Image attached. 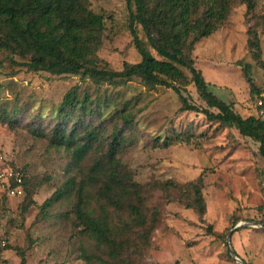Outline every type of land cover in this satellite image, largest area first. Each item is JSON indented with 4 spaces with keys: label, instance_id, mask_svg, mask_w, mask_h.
I'll return each instance as SVG.
<instances>
[{
    "label": "rangeland",
    "instance_id": "rangeland-1",
    "mask_svg": "<svg viewBox=\"0 0 264 264\" xmlns=\"http://www.w3.org/2000/svg\"><path fill=\"white\" fill-rule=\"evenodd\" d=\"M248 2L233 0L226 20L190 51L210 88L245 117L263 115L259 99L264 92V0ZM86 3L105 20L95 54L101 63L122 69L125 62L139 61L127 0ZM254 34L260 59L249 42ZM21 61L12 51L0 50V172L19 168L26 178L24 194L15 196L0 181V264H21L20 251L27 264H90L85 252L110 258L89 236L78 206L94 208L119 230L123 247L117 264H264L260 141L235 125L181 110L172 87L149 88L139 76L96 85L80 74L31 71ZM247 64L260 93H251L243 69ZM76 84L87 109L65 116L59 106ZM184 93L207 106L193 83ZM60 123L75 127L81 144L88 143V131L95 135L82 159L75 158L73 146L52 143ZM195 186L201 188L203 214L187 205L195 201ZM133 189L141 193L139 200L136 195L119 199ZM129 199L146 216L143 225L133 221ZM230 233L240 259L228 248Z\"/></svg>",
    "mask_w": 264,
    "mask_h": 264
},
{
    "label": "trees",
    "instance_id": "trees-1",
    "mask_svg": "<svg viewBox=\"0 0 264 264\" xmlns=\"http://www.w3.org/2000/svg\"><path fill=\"white\" fill-rule=\"evenodd\" d=\"M232 1L127 0L131 6L129 27L141 59L125 62L122 69H113L107 63L102 64V60L95 56L105 20L103 15L88 7L86 0H0V50L7 49L19 55L21 63L28 70L47 71L56 75L80 74L96 85L105 82L122 84L139 76L149 88L159 85L172 87L179 95L181 110L198 111L211 120L235 125L243 135L260 141V152L264 156V114L245 117L239 113L232 102L210 88L212 83L195 65L190 54L196 41L212 34L226 20ZM248 3L252 6L254 2L249 0ZM139 26L146 38L140 35ZM249 42L257 49L256 57L260 59L258 35L254 34ZM261 65L264 67L263 61ZM243 69L251 93H260L251 75V64L245 65ZM186 71L191 73V77ZM191 83L196 86L207 106H200L185 95L184 90ZM86 102L87 99L79 97V84H76L65 93L59 112L67 116L78 108L86 110ZM87 135L88 143L81 144L76 128H68L65 123H60L54 130L52 143L56 146H73L75 158L80 160L89 150L90 139L95 137L91 130ZM115 153L112 145L109 152L112 166ZM25 183L24 173V192ZM191 186L194 190V183ZM195 193V201L187 205L197 207L203 214L206 206L201 188L195 186ZM131 195H136L138 200L141 198V193L133 189L119 199ZM54 197H49L45 203H51ZM127 202L134 214L133 221L143 225L146 216L140 206L130 199ZM76 212L89 236L107 249L104 252L112 260L99 253L88 252L84 253V258L90 264H117L114 259L119 257L123 247V240L118 236L119 230H112L108 217L95 215L94 208L85 210L78 206ZM20 255L21 264H27L24 252L20 251Z\"/></svg>",
    "mask_w": 264,
    "mask_h": 264
},
{
    "label": "built area",
    "instance_id": "built-area-1",
    "mask_svg": "<svg viewBox=\"0 0 264 264\" xmlns=\"http://www.w3.org/2000/svg\"><path fill=\"white\" fill-rule=\"evenodd\" d=\"M261 106L260 112L264 114V92L261 94L259 99ZM0 181L2 185L7 188V191L11 195H22L24 194V173L19 168L6 167L0 172Z\"/></svg>",
    "mask_w": 264,
    "mask_h": 264
},
{
    "label": "water",
    "instance_id": "water-1",
    "mask_svg": "<svg viewBox=\"0 0 264 264\" xmlns=\"http://www.w3.org/2000/svg\"><path fill=\"white\" fill-rule=\"evenodd\" d=\"M227 242H228V248L230 250V252L238 259H240L238 257V255L236 254L235 250L232 248V245H231V233L228 235V239H227Z\"/></svg>",
    "mask_w": 264,
    "mask_h": 264
}]
</instances>
